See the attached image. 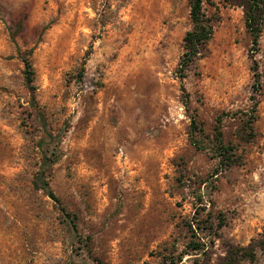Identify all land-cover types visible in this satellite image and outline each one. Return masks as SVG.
<instances>
[{"label":"rangeland","instance_id":"1","mask_svg":"<svg viewBox=\"0 0 264 264\" xmlns=\"http://www.w3.org/2000/svg\"><path fill=\"white\" fill-rule=\"evenodd\" d=\"M190 1L0 0V264H264V21L204 0L181 76Z\"/></svg>","mask_w":264,"mask_h":264},{"label":"trees","instance_id":"2","mask_svg":"<svg viewBox=\"0 0 264 264\" xmlns=\"http://www.w3.org/2000/svg\"><path fill=\"white\" fill-rule=\"evenodd\" d=\"M203 1L204 0L190 1L189 15L192 22V28L188 30L183 37V53L179 61L180 75L185 70H187L188 67L193 63V61L201 54L202 47L210 39L213 31V26L211 21L202 13ZM239 2L240 5L243 7L245 26L252 37L251 39L252 46L256 45L264 21V0H240ZM24 65H25L24 80L29 91L33 94L35 89L33 85L34 70L32 68L31 63L27 59H24ZM255 66H256V61H254V66L252 68L255 69ZM255 80L256 82L258 81V75H256ZM217 122L218 125L215 126V139L219 145L217 146L219 150L215 154L218 157L222 156V158L223 157L225 158L227 156L226 153L229 147L224 146L222 144L220 120H218ZM199 130L201 129L198 127L195 118H192L190 121V138L192 142L196 144V147L201 148L199 145H197L198 143L195 139L196 137L195 135ZM221 149L224 150V152H221L220 151ZM43 158H44L43 161L44 163L40 168L39 173L37 174V179L35 180V184L39 188L45 189L47 194L52 199L57 201L58 199L51 191L47 182V170L55 162V150H51L49 155L44 154ZM226 158H227L226 159L227 163H224V165L229 166L236 164L235 159L229 156ZM219 163L223 164V159H219ZM192 246H193L192 247L193 250H198L201 248V246H203V244L200 242H194ZM257 246L258 247L264 246V229L263 232L261 233V239H259ZM246 249H249V252H251L249 255L253 256L252 254L254 253H253L252 245L251 244L248 245V247L243 250L246 251Z\"/></svg>","mask_w":264,"mask_h":264}]
</instances>
